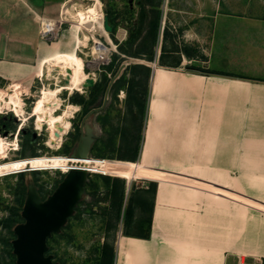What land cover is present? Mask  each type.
Instances as JSON below:
<instances>
[{
    "label": "rangeland",
    "instance_id": "rangeland-1",
    "mask_svg": "<svg viewBox=\"0 0 264 264\" xmlns=\"http://www.w3.org/2000/svg\"><path fill=\"white\" fill-rule=\"evenodd\" d=\"M94 1L71 0L65 3L66 6L64 4V11L68 8L73 14V3H80V7L87 9ZM99 1L104 16L107 15L108 9L113 11L115 16L119 13L115 36L120 42L126 40L129 36V27L140 24L139 1ZM159 8L162 13L161 29L159 39L152 47L155 54L153 59H149L146 50L143 49L142 55L129 56L124 60L119 58L113 64V53L120 51L111 31L105 27L108 33L97 31L96 37L105 43L108 50L105 58L96 65L93 62L96 58L92 53L95 40L91 32L88 30L83 32L82 29L78 31V24L72 20L63 24V29L73 24L74 31L80 32L78 43L79 39L84 37L83 44L79 43L81 47L76 46L78 54L76 64L79 69L92 77L95 83L106 86L105 93L99 97L94 106L101 108L87 119L97 128L99 136L112 132L114 139L108 141L101 138L97 141L94 153L91 154L92 172L89 177L95 184H87L86 195L78 204L75 213L70 216L60 232H55L48 238L49 253L54 254L59 264H98L101 248L106 242L112 244L116 251L120 237L125 235V209L129 203L130 193L134 194V197L127 230L131 233L146 234L152 226L149 219L156 192L149 188L143 189L142 186L145 181L155 180L135 174L140 152L138 158L132 160L135 162L122 158L121 155L127 151L124 140L126 130L141 133L140 149L142 147L144 130L149 119V102L153 95L152 74L155 68L163 65L160 54L164 48L166 52L163 53L162 59L168 63L164 65H169L171 68V64L180 61L182 54L185 53L194 59L192 58L190 63L181 65L183 70L199 73L204 72L201 68L213 70L215 56H227L229 62L234 64V55L238 52L237 45H264V0H160ZM164 27L169 30L166 36L163 33ZM122 29L126 31L124 37L120 35ZM206 58L212 59V62H205ZM253 60L255 61V58L250 65H253ZM124 62L147 63L151 66L150 74L142 68L133 70L127 67L128 64L122 68ZM261 63L258 66L263 68L264 63ZM111 64H113L112 68ZM239 65L241 68L248 66L241 63ZM205 73L211 72L205 71ZM121 76L126 80L135 77L138 80L135 84L136 88L145 91L142 95L147 100L145 115L132 114L130 110L132 98L127 83L118 82ZM83 77L86 76L82 75L81 79ZM86 82L87 80H80L71 74L63 75L60 67L48 70L46 75H43L42 79H39L28 91L0 78V264L16 263L12 240L16 237L15 225L24 220L22 209L28 181L35 180L45 198L55 190L64 177V172L69 170V154L80 138L83 120L90 111L87 110L89 108L87 101L85 104H77L70 97L78 92L89 100L91 85H86ZM107 92L108 98L105 99ZM245 110H251V107H246ZM252 116V113H244L245 120ZM141 120L142 128H138ZM7 123L11 124L10 128L6 127ZM26 137L31 138V148L33 147L38 154L36 158L38 169L47 170H39L36 173L26 171L23 178L22 173L13 172L19 171V158L24 157L23 142ZM194 157L196 158L193 156V159ZM190 158L188 155L178 154L153 155L149 165L165 169L184 168L189 166L187 164ZM245 160L246 167L255 166L252 155H246ZM26 163L23 164V169L27 166ZM31 166H35L34 162ZM171 171L174 173L171 176L177 179H181L177 175L180 174L197 180L227 183L231 190L264 203V170ZM102 174L125 179L126 188L122 206L118 198L108 191L114 182L111 180L108 182ZM156 182L160 183L157 180ZM170 183H167L168 186H187L178 182ZM188 188L196 190L199 197H203V204L212 201L214 208H223L227 204L225 210L228 212L224 213L228 214V218L224 216L223 221L227 222L228 229L236 231L237 214L239 213V217L242 214L245 253L249 255L234 252L230 253L229 260L233 264H242L244 261L254 264L255 257L250 252L264 245V209L230 197L216 195L203 188L192 186ZM216 257L214 256V261H217Z\"/></svg>",
    "mask_w": 264,
    "mask_h": 264
},
{
    "label": "crops",
    "instance_id": "crops-1",
    "mask_svg": "<svg viewBox=\"0 0 264 264\" xmlns=\"http://www.w3.org/2000/svg\"><path fill=\"white\" fill-rule=\"evenodd\" d=\"M69 1L0 0V78L28 91L46 75L51 64L76 63L79 32L74 31L73 24L64 28L56 40L44 38L40 32V20L59 17L62 8L64 14ZM236 47L234 64L227 56L214 57L212 69L218 72L184 71L181 65L193 58L185 53L171 68L164 65L168 64L165 61L155 68L149 119L135 170L136 175L160 182L155 193L152 226L148 237L136 233L121 236L114 264H233L230 253H245L242 214L240 217L237 214L236 231L228 229L223 221L224 216L228 218L227 204L223 208H214L212 201L203 204V197L188 186L257 208L264 209V203L231 190L227 183L180 174L177 175L181 179L171 176L174 174L171 170L181 169L264 170V66H258L264 63V45ZM165 52L166 49L161 54ZM253 58L255 61L250 65ZM204 61L212 62V59ZM240 63L248 66L241 68ZM229 71L238 75L219 73ZM246 107L251 110L246 111ZM246 112L252 113V118L245 120ZM168 154L190 156L189 166L165 169L149 165L153 155ZM246 155L253 156L255 166H245ZM170 182L187 186H168ZM148 183L145 181L143 187L147 188ZM250 254L255 257L254 264H262L264 245Z\"/></svg>",
    "mask_w": 264,
    "mask_h": 264
},
{
    "label": "trees",
    "instance_id": "trees-1",
    "mask_svg": "<svg viewBox=\"0 0 264 264\" xmlns=\"http://www.w3.org/2000/svg\"><path fill=\"white\" fill-rule=\"evenodd\" d=\"M140 5H141V15H140V24L138 25H131L129 27V36L126 40L124 41H118V39L115 36V30L118 25V20L117 17L119 16V13H116V16L113 15V11L110 9L107 10V15L109 18L110 24L113 26V29L111 30L112 37L116 40L119 48V52H114L113 53V64L116 62L117 59L120 58V60H124L129 56H140L142 55V50H146L147 56L149 59H153L155 57L154 50L152 47L157 43L159 39V32L161 29V18H162V13H161V8H159L160 5V0H138ZM169 33V30H167V27L164 28V35L166 36ZM165 51V48H164ZM123 55V56H122ZM163 53L161 54V60L162 59ZM163 63V62H162ZM111 64V68L112 65ZM127 67L132 68L133 70H137L139 68H142L146 70L147 74H150L151 71V66L147 63H142V62H134L128 64ZM202 71L206 72H218L215 70L211 69H205L201 68ZM227 75H232L236 76L238 74L233 73V72H219ZM243 76V75H239ZM126 82L127 87L130 93V96L132 98L131 104H130V110L134 116H137V114L145 115L147 111V100L145 97L142 95L145 93V91H140L138 88H136L135 84L138 82V80L135 77H132L130 79H127L124 76H121L118 82ZM106 90V86L102 85L101 83H95L94 85L91 86L90 88V97L89 100H87L86 96L83 94H79L76 92L71 98L73 102H76L77 104H85V102H88L89 108L87 110H92L93 107L95 106L96 102L98 101L99 97H101ZM5 120V119H4ZM139 127L142 128V120L138 123ZM6 127L10 128L11 124L7 123ZM108 137L106 138V136ZM105 139L108 141H113L114 139V134L112 132H107V134L102 135L100 134L99 138L96 139L92 146L91 154L94 153L93 150L95 149V145L98 140L100 139ZM124 140L126 141V146H127V151L124 152L121 157L125 159H130L129 161L135 162L132 160H136L139 156L140 152V141H141V133L138 132H131L127 131L125 132V138ZM31 138L26 137L24 139L23 145H24V150H23V155L24 157L19 158L20 159V167L19 171L23 169V164L26 162H34V167H37V162L36 158L37 155L36 151L31 148ZM97 155V154H96ZM31 163H27V166H29ZM31 173H36L37 171H30ZM22 176L24 178L26 172H21ZM106 180L109 182L110 180L114 183H112V187L108 189V191L114 196L117 197L120 203V206H122L123 201H124V195H125V179L117 176H111L109 174H102ZM87 184H95L93 180L89 178V180L86 183ZM143 189H153L154 192H156L157 188V182L156 181H151L148 187H143ZM133 197L134 194H129V203L125 209V215H126V220H125V234H131L130 231L127 230V226L130 224V213L132 211V204H133ZM155 199V196H154ZM143 201V200H141ZM153 206H154V200H153V205L151 207V214H150V219L149 222L151 224L152 221V213H153ZM77 209V207H76ZM121 208L119 209L120 213ZM150 228V227H149ZM151 229V228H150ZM150 229L148 233L146 234H138L141 236H146L148 237L150 234ZM114 259H115V248L112 244L106 242L103 244L100 252V258H99V263L98 264H114ZM262 264H264V257L262 258Z\"/></svg>",
    "mask_w": 264,
    "mask_h": 264
},
{
    "label": "water",
    "instance_id": "water-1",
    "mask_svg": "<svg viewBox=\"0 0 264 264\" xmlns=\"http://www.w3.org/2000/svg\"><path fill=\"white\" fill-rule=\"evenodd\" d=\"M105 27L109 31L113 26L105 16ZM122 64V68L127 66ZM155 70H153L154 74ZM152 74V75H153ZM94 79L88 78L86 85H94ZM108 98V92L105 99ZM106 101V100H105ZM100 107L93 108V112ZM99 137L97 128L89 119L83 120L81 135L74 144L70 156L90 157L94 142ZM90 177L87 167L73 166L64 174L55 190L47 197H43L38 184L30 179L22 209L23 221L14 227L16 237L12 240L13 251L16 254L15 264H59L54 254L49 253L48 238L55 232H60L68 222L78 204L84 199Z\"/></svg>",
    "mask_w": 264,
    "mask_h": 264
},
{
    "label": "bare ground",
    "instance_id": "bare-ground-1",
    "mask_svg": "<svg viewBox=\"0 0 264 264\" xmlns=\"http://www.w3.org/2000/svg\"><path fill=\"white\" fill-rule=\"evenodd\" d=\"M73 4H74L73 5L74 13L73 14L70 13L71 10L70 9L68 10V8H66V11H64V14H63V8H62V14L63 15L61 16V19L66 18L67 20H72L73 22L77 23L78 24V28H77L78 31L80 29H82L83 32H87L86 30L91 32L90 34L93 36V38L95 40V45L92 49V53H93L94 57L96 58V60H93V62H95V64L97 65L98 62L100 60H102V58H105L107 50H108V47L105 44H102L101 43L102 41L96 37L97 31H103V32L108 33L107 30L105 29V25H104L105 16H104V12L102 11V9L100 7V1L95 0L92 3V6L87 8V9L80 7L79 6L80 3L75 2ZM84 29H85V31H84ZM125 34H126V31L122 29L120 31L121 37H124ZM83 41H84V37H81L79 39L80 45L83 44ZM79 43L77 40V47H81L79 45ZM55 67H60L63 75L66 73L71 74V75L76 76L78 79L84 80V81L88 80V78H91L88 74H85L81 69H79V67L77 66L76 63H72V64L71 63L70 64L58 63L57 65L55 64V66L53 64H51L49 66V70H52ZM58 73H59V71H58ZM82 75H84L86 77L85 78L83 77L81 79ZM50 76H52V75L50 74ZM69 159H70V166L68 168L69 170L73 166L87 167V168H89V170L91 169V165H92L91 156L90 157H76V156L72 157V156H70Z\"/></svg>",
    "mask_w": 264,
    "mask_h": 264
},
{
    "label": "built area",
    "instance_id": "built-area-1",
    "mask_svg": "<svg viewBox=\"0 0 264 264\" xmlns=\"http://www.w3.org/2000/svg\"><path fill=\"white\" fill-rule=\"evenodd\" d=\"M61 16H62V11L60 12V16L58 18L44 17L41 19L40 32L44 38H47L49 40H55V39L59 38L61 31L63 30V24H65L66 22L69 21L66 18L61 19ZM101 43L105 44L103 42H101ZM39 170H47V169L34 168L30 164L29 166L24 167L23 170L16 171L13 173H21V172H26V171H39ZM90 172H92V171H90ZM13 173H9V174H13ZM64 173H66V172H64ZM9 174H5V175H9ZM1 176H4V175H1Z\"/></svg>",
    "mask_w": 264,
    "mask_h": 264
},
{
    "label": "flooded vegetation",
    "instance_id": "flooded-vegetation-1",
    "mask_svg": "<svg viewBox=\"0 0 264 264\" xmlns=\"http://www.w3.org/2000/svg\"><path fill=\"white\" fill-rule=\"evenodd\" d=\"M98 107H100L101 108V106H98ZM93 108H95V107H93ZM91 111V110H90ZM88 112L86 115H87V118H89V116H91L92 115V113H94V112H96V111H98V109H96V110H94L93 112ZM82 129V128H81Z\"/></svg>",
    "mask_w": 264,
    "mask_h": 264
}]
</instances>
